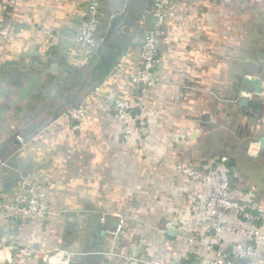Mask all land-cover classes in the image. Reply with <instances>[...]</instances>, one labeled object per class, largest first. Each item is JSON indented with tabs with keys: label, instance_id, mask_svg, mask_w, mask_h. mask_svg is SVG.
<instances>
[{
	"label": "crops",
	"instance_id": "crops-1",
	"mask_svg": "<svg viewBox=\"0 0 264 264\" xmlns=\"http://www.w3.org/2000/svg\"><path fill=\"white\" fill-rule=\"evenodd\" d=\"M153 2L100 0L99 45L87 53L73 40L86 0H0L10 29L0 39V199L12 203L30 180L50 212H0V264L63 254L71 264H197L209 244L227 249L238 238L203 231L190 211L202 187L178 164L215 162L236 198L264 207V0H172L154 84L139 87L130 77ZM243 77L259 78L261 93L241 91ZM106 93L132 102L127 138ZM78 106L85 116L74 121ZM236 264H264V240Z\"/></svg>",
	"mask_w": 264,
	"mask_h": 264
},
{
	"label": "built area",
	"instance_id": "built-area-1",
	"mask_svg": "<svg viewBox=\"0 0 264 264\" xmlns=\"http://www.w3.org/2000/svg\"><path fill=\"white\" fill-rule=\"evenodd\" d=\"M171 1L154 0L153 2L152 21L140 42L139 71L130 77L135 86L149 87L154 84V71L161 64L159 41L165 33L164 24L169 17L168 6ZM86 2V18L76 31L73 40L81 50L92 53L99 45L98 31L103 13L100 9V0H86ZM9 35V27L0 26V38H7ZM95 92H100V87H96ZM103 97L109 101L113 116L122 124L123 138H127L131 133L133 121L132 102L115 93H106ZM84 116L85 109L82 106L72 109L69 113V117L74 121H81ZM255 143L258 147L259 143ZM176 171L190 182L202 187L191 192L190 211L203 219V231L225 233L238 238L230 242L227 249L209 244L206 250L212 255L199 258L197 264H236L238 259H253L264 240L260 231V223L264 219V207L251 200L236 198L231 181L221 175L218 168L178 164ZM5 210H11L24 220H41L50 213L44 192L37 183L30 180L20 181L12 203L0 199V212ZM227 214L235 215L239 221L234 224L224 221L223 218ZM62 256L66 258L64 254L53 256L49 263H63ZM65 263H68V259Z\"/></svg>",
	"mask_w": 264,
	"mask_h": 264
},
{
	"label": "water",
	"instance_id": "water-1",
	"mask_svg": "<svg viewBox=\"0 0 264 264\" xmlns=\"http://www.w3.org/2000/svg\"><path fill=\"white\" fill-rule=\"evenodd\" d=\"M239 89L241 91H246V92H251L253 95H258L261 93L262 89V82L259 78H248V77H243L240 82ZM247 99L243 96H241L238 99V103L241 105H245ZM15 143L17 140H13ZM260 147L264 149V137L260 139ZM264 155V152L262 153ZM172 230H170L171 232ZM68 264H71L70 262Z\"/></svg>",
	"mask_w": 264,
	"mask_h": 264
},
{
	"label": "trees",
	"instance_id": "trees-1",
	"mask_svg": "<svg viewBox=\"0 0 264 264\" xmlns=\"http://www.w3.org/2000/svg\"><path fill=\"white\" fill-rule=\"evenodd\" d=\"M0 39H3V38H0ZM137 90H139V88H137ZM132 112H133V107H132ZM224 165L226 166V168H231V166L233 165V161L230 160V161L226 162ZM196 166H198V167H205V166H208V167H210V168H212V167H213V168H218V169H219V173H220L221 175L227 177V178L231 181V183L234 181V177H233V175H232L231 173H229V172H228V173L225 172V168L221 167L220 165H217L215 162H210L209 164L199 163V164L196 165ZM20 218H21V217H20ZM21 219H23V218H21Z\"/></svg>",
	"mask_w": 264,
	"mask_h": 264
},
{
	"label": "rangeland",
	"instance_id": "rangeland-1",
	"mask_svg": "<svg viewBox=\"0 0 264 264\" xmlns=\"http://www.w3.org/2000/svg\"><path fill=\"white\" fill-rule=\"evenodd\" d=\"M12 105L15 106V107H17V106H20V107H21L23 104H12ZM12 113H14V112H12ZM15 114H16V113H15ZM2 115H3V117L6 116L5 113H3ZM4 115H5V116H4ZM8 117H9V116H8ZM10 117H12V116H10ZM10 117H9V118H10ZM132 125H133V121H132Z\"/></svg>",
	"mask_w": 264,
	"mask_h": 264
}]
</instances>
